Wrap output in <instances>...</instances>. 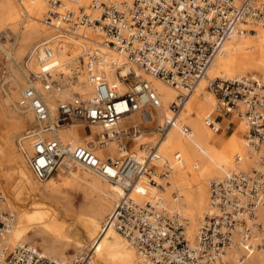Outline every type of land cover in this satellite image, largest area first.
<instances>
[{
	"label": "built area",
	"instance_id": "built-area-1",
	"mask_svg": "<svg viewBox=\"0 0 264 264\" xmlns=\"http://www.w3.org/2000/svg\"><path fill=\"white\" fill-rule=\"evenodd\" d=\"M44 25L52 33L34 43L21 66L27 76L16 106L30 112L32 121L16 139V145L34 177L48 180L64 160L105 181L122 186L123 195L107 219L136 250V264H243L257 249L264 248V154L249 170L234 168L209 182V202L193 240L186 236V220L161 197H149L147 185L163 187L171 167L159 153L174 119L204 76L225 40L242 32L264 28V0H47ZM97 12L98 17L94 16ZM97 27L107 46L122 58L113 64L112 83L106 77L94 83L89 95L57 100L50 109L45 93L60 91L53 62L57 44L78 38L84 28ZM124 67V68H122ZM141 73L177 89L169 105L170 117L158 122L162 100ZM121 84L125 89H121ZM207 87L216 99V116L207 114L205 125L221 131L223 119L233 116L247 125V142L258 152L264 141V84L256 75L213 78ZM135 115L120 125L121 120ZM78 122L95 140L69 145L58 129ZM234 122L229 120V129ZM181 131L190 135L187 125ZM146 131L153 135L145 140ZM111 142L120 154L101 157L95 148ZM138 144L142 153L130 151ZM173 157L181 162L179 152ZM141 185L143 188H138ZM135 191L148 198L137 202ZM4 195L0 189V202ZM14 213L0 209V264H90V246L72 257L58 260L28 244L10 245L7 236Z\"/></svg>",
	"mask_w": 264,
	"mask_h": 264
},
{
	"label": "bare ground",
	"instance_id": "bare-ground-1",
	"mask_svg": "<svg viewBox=\"0 0 264 264\" xmlns=\"http://www.w3.org/2000/svg\"><path fill=\"white\" fill-rule=\"evenodd\" d=\"M17 1L22 6L23 13L16 0H0V30L2 31L0 49L2 51V38H9L14 43L23 46L30 42L31 37H39L43 34L37 25L38 22H41L43 28L47 27L41 21L43 13L47 10V0ZM80 1L87 5L90 0ZM98 15L94 12V16L98 17ZM14 26L18 28L16 33H14ZM51 33L52 31L45 36ZM101 34L102 31L97 27L84 28L79 31L78 38L66 39L57 44L53 58V62L58 66L56 79L64 78L62 82L65 83L67 78H70L76 88L74 92H71L68 88L64 89L61 84L60 91L45 93L44 100L50 109L55 108L58 96H62L61 99L72 94L84 96L94 83L102 78L106 77L111 83L115 79L111 71L103 76L101 70H107L113 66L117 60L116 57L121 58V56L107 46L104 39L101 40ZM95 48H101V50L95 51ZM107 49L113 50L115 54H106L104 51ZM6 55L9 61L16 64L12 53L6 52ZM121 63H123L122 58L119 61V64ZM247 72H258L264 77L263 27H254V32H242L224 41L204 76L189 95L183 109L174 119V124L159 147V153L163 159H170L175 152H179L182 160L178 162L174 157L172 160H167L171 170L167 177L168 180L162 184L164 190L147 185V191L149 197H161L186 220V236L190 240L195 237L208 206L209 182L212 179L223 177L233 169L237 156L239 168L249 170L254 167V161L251 159L252 153L256 154L257 158L262 154L261 152L257 154V151L247 142L245 137L247 125L243 119L233 116L231 119L222 120L219 133L225 132L229 120L234 124L240 121L227 139L222 137L218 139V133L211 131L204 123L205 115H213L216 107L215 97L206 89L208 80L216 77L238 78ZM141 75L151 82L152 87L161 97L162 107L157 111V121L161 122L169 118L171 115L169 105L175 100L177 89L158 78L144 73ZM12 88L22 91V84L16 76L12 77ZM121 89H125L123 84H121ZM18 98L17 95L10 98L14 107L22 114H29L32 120L30 112L17 108L15 100ZM131 120H136L135 115L122 119L120 125ZM23 124L24 121L20 118L11 121L0 114V161L7 164L10 170L8 176L0 172V184L3 186V182L7 183L6 196L0 202V209H9L15 216L7 242L10 245L28 244L36 247L37 241L41 240L42 246L45 247V254L60 260L72 257L67 253L70 246L76 250L75 252L90 246L89 248L93 251L90 264H95L94 255L98 260L103 259L105 264L117 262L127 252L134 256L135 248L107 224L109 215L123 195L122 186L105 182L104 179L101 181L99 176L93 173L82 177L78 171L79 166L70 165L64 160L57 168L56 176H51L44 182L35 178L39 183H47L39 187L32 178L31 169L25 166L15 149L16 135L22 130ZM181 125L189 127L190 135H185L181 131ZM70 126L60 127L58 133L61 139L71 146L85 144L82 143L83 140L92 138L95 133L101 132L100 126L93 127L92 134L87 133L85 128L77 127L62 131ZM78 127L82 126L78 125ZM69 135H71L70 142H67ZM133 145L138 147V144ZM260 145L263 148L264 141ZM95 151L101 157H115L120 154L119 145L116 142H111L103 148L96 147ZM134 152L141 154L142 150L139 147V150ZM62 168H67L68 171L62 172ZM17 171L26 177V183L19 178ZM137 187L143 188L141 185ZM74 189H81L84 192L89 205L79 209L75 206L74 200L67 194ZM23 197L32 201L31 209L28 211L22 210ZM131 197L137 202L148 199L135 191L131 192ZM258 214L264 227V208L260 209ZM86 235L92 239V246H84L79 242L78 238ZM106 235L109 236L107 240L104 239ZM261 236L264 239V230ZM117 237L126 242L133 252ZM136 260L135 257L132 264H136ZM243 264H264V249L255 250Z\"/></svg>",
	"mask_w": 264,
	"mask_h": 264
},
{
	"label": "rangeland",
	"instance_id": "rangeland-1",
	"mask_svg": "<svg viewBox=\"0 0 264 264\" xmlns=\"http://www.w3.org/2000/svg\"><path fill=\"white\" fill-rule=\"evenodd\" d=\"M16 3H17V5H18V7H19V9L22 11V13H23V9H22V6L21 5H19V2L16 0ZM46 12V11H45ZM45 12L43 13V15H42V17H41V21H42V19H43V16H44V14H45ZM21 16H23V14H21ZM38 27H39V29L40 30H42V35L41 36H39V37H31V40H30V42L28 43V44H24L23 46H20L19 44H16V43H14V41L13 40H11V39H7V38H2V41H1V46H2V48H3V51L0 49V114H3V116L6 118V119H9V120H11V121H16L17 119H19L20 118V120H22V121H24V124L22 125V130L19 132V133H17V135H16V139H17V137H18V135L23 131V130H25L29 125H30V123H31V121L32 120H30V115L29 114H26V113H21V112H18L17 110H16V108L14 107V105H13V103H12V101H11V99L10 98H13V96L14 95H17V96H19L20 95V93H21V91L18 89V90H15L14 88H12V77H14V76H16L17 78H18V80L20 81V83L22 84V89L26 86V84H27V76H26V74H25V72H24V70H23V68H22V66H21V63H22V61H23V59H24V57L26 56V54H27V52L29 51V49L31 48V46L34 44V43H36V42H38V41H40V40H42V39H44L45 37H47V36H45V35H47V33H49L50 31H52V29L51 28H48V27H44L43 28V26L41 25V22H38ZM17 29L18 28H16V26H14V33H16L17 32ZM49 29V30H48ZM47 30V32L45 33V31ZM0 33H2V31L0 30ZM103 34V33H102ZM101 34V40L103 41V39L105 40V37H104V35H102ZM50 35V34H49ZM48 35V36H49ZM100 40V41H101ZM102 43V42H101ZM5 50V51H4ZM99 50H101V48H98V49H96L95 48V51H99ZM6 52H10V53H12L13 54V56H14V58H15V61H16V64L15 63H13V62H11V61H9L8 59H7V55H6ZM106 54L108 53V54H111V53H114L115 54V52L113 51V50H111V49H107L106 51H104ZM117 55V54H116ZM117 58V60H116V62H114V64H118L119 63V61L121 60V58L119 59L118 57H116ZM111 67L112 66H110L107 70H101L102 71V75L103 76H106L110 71H111ZM21 71V72H20ZM22 73V74H21ZM25 75H24V74ZM73 73H75V70H73ZM246 74H249V75H256L260 80H261V83L262 84H264V77H263V75L261 74V73H258V72H247V73H244V74H242V76L243 75H246ZM23 75V76H22ZM216 78H218V77H216ZM220 78V77H219ZM149 79V78H148ZM61 80V81H60ZM58 79V81H59V83L60 84H62V86H63V88L64 89H69V90H71V92H74L75 91V88H76V86H75V84H72L71 83V79L69 78H67V82H62V80H64V78H61V79ZM62 82V83H61ZM92 88L93 87H91L86 93H85V95L84 96H86V95H89L91 92H92ZM206 89H207V91L212 95V96H214L213 95V93L210 91V89L208 88V87H206ZM72 95H74V94H72ZM61 97L62 96H58V97H56L57 99H56V101L57 100H59V99H61ZM215 97V96H214ZM16 102H17V100H15ZM217 114L215 113V112H213V116H216ZM240 121H237V122H235V124L234 125H232L230 128H229V130H230V133L232 132V130L236 127V125L239 123ZM71 126L70 127H68V128H66V130H62V131H67V130H70V129H72V128H75V127H77V128H85L84 127V125H82V124H80V123H78V122H73V123H71L70 124ZM72 125H77V126H72ZM78 125H81L82 127H78ZM220 126H221V124H220ZM85 130H86V128H85ZM86 132H87V130H86ZM88 133V132H87ZM230 133L228 134V135H225V132H221V133H219L218 132V139H220L221 137L222 138H224V139H227L229 136H230ZM153 135V133L151 132V131H146V133H145V140H148V139H150V137ZM70 138H71V135H69L68 136V138H67V142H70ZM16 139H15V149H16V152H17V154L19 155V157H20V159H21V161L22 162H24V164H25V166L29 169V166L25 163V161H24V159H23V157H22V155H21V153L19 152V150H18V148H17V145H16ZM96 139V137H92V138H88V139H85V140H83V142L82 143H86L87 141H90V140H95ZM263 145V144H262ZM136 148V149H135ZM129 149H130V151H136V150H139V146L138 147H135V145H131V146H129ZM259 152H261L262 154H264V147L262 148V146L260 145V147H259V150H258V152H257V154H259ZM176 153V152H175ZM174 153V154H175ZM115 156H117V155H115ZM173 159V156L170 158V159H167V160H172ZM251 159L254 161V166H255V164H256V161H257V155L255 154H253L252 153V157H251ZM240 169H242V170H244L243 168H240ZM30 170V169H29ZM61 171L62 172H67L68 171V169L67 168H62L61 169ZM78 171H79V173H80V175L82 176V177H85V176H87V175H92V173H90L89 171H87V170H85V169H83V168H81V167H79L78 168ZM0 172L3 174V175H5V176H8L9 175V173H10V170H9V167H8V165L7 164H5L3 161L1 162L0 161ZM30 173H31V175H32V178L34 179V181H36V183H37V185L39 186V187H42V186H44V185H47V183H39L36 179H35V177L33 176V174H32V172H31V170H30ZM17 175H19V178L24 182V183H26L27 181H26V177L25 176H23L22 174H20V172L19 171H17ZM52 176H56V172L52 175ZM224 176V175H223ZM100 178V177H99ZM101 179V181H103V179L102 178H100ZM166 180H168L167 178L165 179V180H160V179H158V181L160 182V183H164L165 184V182H166ZM105 181V180H104ZM105 182H107V181H105ZM6 185H7V183L6 182H3V186H2V184H0V189L2 190V192H3V195L4 196H6ZM209 185V184H208ZM159 190H164V187H159L158 188ZM208 191H209V188H208ZM68 196L70 197V198H72L73 200H74V203H75V206L79 209V208H81L82 206H87V205H89V202L86 200V196H85V194H84V192L81 190V189H78V190H76V189H74V190H70L68 193ZM168 196H170V193H168ZM7 199V198H6ZM23 201L21 202V206H22V210H25V211H28V210H30L31 209V205H32V201H31V199H29L28 200V198L27 197H23ZM118 200H119V198H118ZM31 202V203H30ZM25 203V204H24ZM5 207V206H4ZM5 208H7V207H5ZM115 208V207H114ZM204 215V214H203ZM264 222V221H263ZM107 238V237H106ZM117 239L118 240H120L123 244H125V246L127 247V248H129L130 250H131V248L127 245V243L126 242H124L121 238H119V237H117ZM194 239V238H193ZM38 242V244H37V246L36 247H38V249L43 253V254H45V247L44 246H42V241L41 240H38L37 241ZM84 246H86V244H83ZM84 246H81V247H84ZM72 246H70L69 247V249L67 250V253H68V255H74L76 252V250L72 247ZM262 249H264V248H262ZM79 250V249H78ZM78 250H77V252H78ZM132 251V250H131ZM260 251H263V250H260ZM133 252V251H132ZM46 255V254H45ZM47 256V255H46ZM48 257H51V256H48ZM51 258H54V257H51ZM69 258V257H68ZM54 259H56V258H54ZM67 259V258H66ZM133 259H134V257H133V255H130V258H129V261L130 262H132L133 261ZM58 260H60V259H58ZM65 260V259H64ZM109 264H113V263H111V262H109Z\"/></svg>",
	"mask_w": 264,
	"mask_h": 264
},
{
	"label": "crops",
	"instance_id": "crops-1",
	"mask_svg": "<svg viewBox=\"0 0 264 264\" xmlns=\"http://www.w3.org/2000/svg\"><path fill=\"white\" fill-rule=\"evenodd\" d=\"M230 133V130L228 129V128H225V135H228ZM101 235L103 234V233H100ZM87 237V238H86ZM107 237V238H106ZM78 239H80V243H83V244H86V245H91V243H92V239L89 237V236H81L80 238H78ZM104 239L105 240H107V239H109V236L108 235H106L105 237H104ZM82 240V241H81ZM78 242V241H77ZM92 246V245H91ZM134 253H135V251H134ZM130 255H133L132 253H130V252H127V253H125L122 257H120L119 259H118V261L117 262H115V263H113V264H132V262H130L129 261V258H130ZM134 257V259H135V257H136V259H137V255H136V253H135V255L133 256ZM94 260H95V264H100V262H101V264H105V261L103 260V259H100V260H98V259H96V257H95V255H94ZM99 261V262H98Z\"/></svg>",
	"mask_w": 264,
	"mask_h": 264
}]
</instances>
